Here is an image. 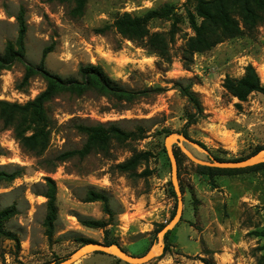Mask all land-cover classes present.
Instances as JSON below:
<instances>
[{
	"label": "rangeland",
	"instance_id": "obj_1",
	"mask_svg": "<svg viewBox=\"0 0 264 264\" xmlns=\"http://www.w3.org/2000/svg\"><path fill=\"white\" fill-rule=\"evenodd\" d=\"M165 4L173 7V15L169 20L151 21L148 29L166 34L175 24L169 63L148 51L143 42L128 41L110 27L124 13L139 16ZM73 7V0H0V55L16 38L17 16L22 15L27 28L23 62L0 72V101L23 105L45 89L39 75L20 87L25 66L37 67L45 49L44 68L50 74L79 80L81 66L98 65L119 88L138 95L131 104L93 92L56 96L46 105L49 142L40 157L24 151L12 131L0 123V168L21 171L12 183L0 186V210L11 206L16 210L5 230L18 241L16 245L0 239V264L56 263L83 245L78 239L103 244L105 237L129 255H145L154 244L157 225L170 222L175 204L164 139L183 135L193 114L178 86H190L202 108L201 116L185 133L190 142L203 144L205 150L183 143L194 158L246 160L264 147V93L251 94L239 103L222 88L225 77L240 78L248 64L261 75L264 21L253 35L224 40L208 52L194 54L192 64L185 67L182 51L193 35L187 23L188 13L194 11L193 1L89 0L81 17L71 15ZM106 27L103 33H96ZM260 81L264 86L261 76ZM96 124H114L134 137L124 143L111 142L107 154L75 157L52 169L57 155L84 144L85 137L76 127ZM172 150L182 216L168 239H163L168 251L146 264H203L201 259L214 264H258L264 257L263 174L202 176L175 144ZM139 152L148 153L149 158L134 176L115 169ZM144 170L150 176L139 177ZM46 178L56 190L57 217L50 240L43 226ZM91 191L108 198L113 214L108 233L81 225L82 220H108L101 203L85 202ZM89 256L93 258L89 264H125L101 254L88 255L74 264H83Z\"/></svg>",
	"mask_w": 264,
	"mask_h": 264
},
{
	"label": "trees",
	"instance_id": "obj_2",
	"mask_svg": "<svg viewBox=\"0 0 264 264\" xmlns=\"http://www.w3.org/2000/svg\"><path fill=\"white\" fill-rule=\"evenodd\" d=\"M67 2L69 0H58ZM89 0H73V17H81L85 5ZM194 4L193 13H188L187 23L192 31L182 51V62L185 67L192 64L194 54H201L210 51L215 45L228 39H236L243 35H253L260 24L264 21V0H191ZM173 7L163 5L159 8L150 9L142 15L133 16L124 13L115 18L112 25L117 34L131 42H143L144 46L152 54L158 56L163 62L169 63V45L174 41L176 26L173 23L168 33H151L148 24L154 20H169L173 15ZM17 35L14 42H8L0 55V72L8 70L14 63L23 62L25 57V36L27 32L26 24L22 15L17 16ZM106 28L96 30V33H103ZM48 50H44L41 55L40 63L37 67L26 65L25 72L20 82V87L27 86L29 80L39 75L45 82V89L40 92L33 100L23 105L12 104L0 101V123L3 128L11 130L14 139L19 146L26 152L40 157L47 149L49 136L46 132L48 127V117L46 114V105L60 94H70L82 96L87 92H93L107 99L113 98L124 104H131L137 97V93L119 88L110 80L102 68L98 65L81 66L78 69L79 80L63 79L57 75L50 74L44 68V61ZM244 73L240 78L232 79L225 77L222 88L225 92L236 99L239 103L245 102L247 98L254 93H264V86L261 84L260 77L255 68L248 64L243 69ZM191 87L178 86V91L190 104L193 114L183 128V136H186V129L196 123L198 117L202 114V108L197 96L191 92ZM77 131L85 137V142L78 150L67 151L57 155L52 163V169H56L57 164L64 163L72 158L84 159L93 153L107 154L111 142L124 143L134 135L130 132H124L114 124H96V125H78ZM140 139V138H139ZM192 141V140H191ZM200 149L205 150L203 144L194 142ZM264 147H260L257 153ZM165 150V149H164ZM256 153V154H257ZM0 150V156H1ZM255 155V154H254ZM175 156V155H174ZM149 154L139 152L133 154L128 160L116 166V170L122 174L135 175L137 167L146 162ZM176 159V156H175ZM217 160V159H216ZM226 162L225 160H217ZM242 161V160H231ZM202 176L213 177L214 175H233L245 172H261L264 176V163L244 168V169H216L208 167H197ZM21 174L20 169L6 171L0 168V186L10 184ZM150 172L144 170L139 177H148ZM48 184L47 192L44 194L46 199V216L43 226L45 236L50 240L53 236L54 222L56 221L57 211L55 206L56 190L54 183L45 179ZM171 185V183H169ZM173 189V188H172ZM174 198V210L170 220L173 218L176 209V197ZM85 202H99L102 205V212L107 216V221L102 220H82L81 225L87 229L104 230L112 225L113 214L109 207L108 198L101 193L91 191L87 194ZM16 215L14 206L0 210V239L14 241L18 245L15 236L5 230V224ZM165 225L159 224L155 230V236L152 242H156V234L164 228ZM170 231L164 236L167 240ZM79 244L96 243L89 239H78ZM104 245H118L114 240L108 241L104 238ZM119 246V245H118ZM168 251V246H164V254ZM101 254V253H94ZM103 255V254H101ZM61 260H57L58 263ZM117 261H120L117 259ZM203 264H214L211 260L201 259ZM258 264H264V257H261Z\"/></svg>",
	"mask_w": 264,
	"mask_h": 264
},
{
	"label": "water",
	"instance_id": "obj_3",
	"mask_svg": "<svg viewBox=\"0 0 264 264\" xmlns=\"http://www.w3.org/2000/svg\"><path fill=\"white\" fill-rule=\"evenodd\" d=\"M183 143L191 145L194 149L199 150V147L190 142L185 136L181 134H171L164 139V149L170 164V183L172 185L173 191L176 197V209L173 218L170 222L164 226L156 234V242L151 246L149 251L143 256H133L127 254L118 245H104L102 243H89L82 245L79 249L70 254L67 258L62 259L58 263L52 262L49 264H74L77 261L85 258L88 255L94 253H101L103 255H108L122 261L125 264H146L153 259L159 258L163 255L164 244L163 239L167 232L171 231L176 224L180 221L183 210L182 194L178 185L177 180V163L172 150V145H176L180 151L196 166L216 168V169H244L249 168L260 163H264V148L260 150L257 154L251 156L250 158L242 161H226L220 162L211 157L209 161H200L194 158L184 147ZM207 154V152H203Z\"/></svg>",
	"mask_w": 264,
	"mask_h": 264
},
{
	"label": "crops",
	"instance_id": "obj_4",
	"mask_svg": "<svg viewBox=\"0 0 264 264\" xmlns=\"http://www.w3.org/2000/svg\"><path fill=\"white\" fill-rule=\"evenodd\" d=\"M93 256L95 255V254H92ZM89 259V260H88ZM90 259H93V258H90V256H89V258H86L84 261H83V264H89L90 263V261H92V260H90Z\"/></svg>",
	"mask_w": 264,
	"mask_h": 264
},
{
	"label": "bare ground",
	"instance_id": "obj_5",
	"mask_svg": "<svg viewBox=\"0 0 264 264\" xmlns=\"http://www.w3.org/2000/svg\"><path fill=\"white\" fill-rule=\"evenodd\" d=\"M257 72V71H256ZM259 75V74H258ZM262 77V78H264V70H261V75H259V77ZM228 146V145H227Z\"/></svg>",
	"mask_w": 264,
	"mask_h": 264
}]
</instances>
